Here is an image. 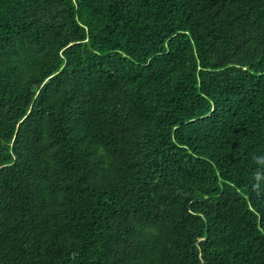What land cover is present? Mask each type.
I'll list each match as a JSON object with an SVG mask.
<instances>
[{
	"label": "trees",
	"instance_id": "trees-1",
	"mask_svg": "<svg viewBox=\"0 0 264 264\" xmlns=\"http://www.w3.org/2000/svg\"><path fill=\"white\" fill-rule=\"evenodd\" d=\"M0 264H264V0H0Z\"/></svg>",
	"mask_w": 264,
	"mask_h": 264
}]
</instances>
